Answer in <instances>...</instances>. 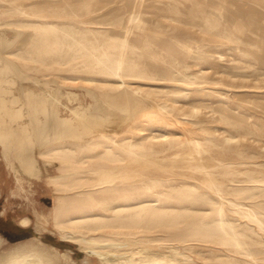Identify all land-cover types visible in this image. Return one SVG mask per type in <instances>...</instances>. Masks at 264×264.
<instances>
[{"label":"rangeland","instance_id":"rangeland-1","mask_svg":"<svg viewBox=\"0 0 264 264\" xmlns=\"http://www.w3.org/2000/svg\"><path fill=\"white\" fill-rule=\"evenodd\" d=\"M0 11V35L5 37L0 55L18 66L13 68L0 57L3 88L18 94L21 101L25 97L20 87L47 96L57 89L58 113L69 115L71 107L76 108L74 129L115 134L118 141L109 148L98 146L84 161L65 153L48 156L47 162L35 147L38 175L19 169L22 189L0 146V261L26 251L30 242L39 239L59 252L61 258L49 256V264H63L65 252L69 264H103L97 255H87L77 242L60 235L55 220L65 210H53L61 195L62 201L71 203L92 195L90 190L97 191L92 195L96 201L79 200L80 210L67 211L76 217L110 213L102 209L104 199L120 193H140L141 198L151 199L153 190L170 192L168 183L207 190L213 177L234 186L250 185L236 179L245 178L251 170L264 174V0H0ZM136 14L133 22L131 17ZM42 31L48 38L45 53L40 55L36 54L42 48L37 35ZM123 37L135 45L124 51L137 62L140 74L124 76V86L112 89L107 83L120 80L93 68L96 58L88 52L94 48L97 56L107 51L115 58ZM92 95L98 98L101 112L111 113L109 119L101 121L98 115L90 122L79 108L92 103ZM17 103L14 114L19 109V114L29 113L26 101ZM4 120L0 115V124ZM152 136L154 146L162 150L143 156L138 142ZM10 161L19 168L13 158ZM232 169L236 173L229 174ZM59 174L62 177L54 179ZM228 176L235 180L229 182ZM191 216L146 233L165 236L161 239L142 242L137 240L139 234L130 235L132 243L118 248L117 254L136 251L144 244L150 252L170 254L171 246H177L191 264H219L221 246L213 241L190 238L177 242L169 237L185 229ZM23 217L26 225L20 222ZM108 217L101 220L96 215L80 228L101 226L106 219L107 225L96 233L134 232ZM258 246L264 248V244ZM245 259L240 264H255ZM258 264H264V259Z\"/></svg>","mask_w":264,"mask_h":264},{"label":"bare ground","instance_id":"bare-ground-1","mask_svg":"<svg viewBox=\"0 0 264 264\" xmlns=\"http://www.w3.org/2000/svg\"><path fill=\"white\" fill-rule=\"evenodd\" d=\"M6 11H8V9L5 10L4 13ZM137 15L138 14L131 17L133 22L138 18ZM52 27L54 29L58 28L53 25ZM55 34V30H53L55 41L60 43ZM4 38L3 35H0V43ZM37 38L38 41L42 43V48L37 49L36 54L41 55L45 53V40L48 38V34L46 31H42L37 35ZM129 42L127 38L120 40L118 44L120 49L115 58H111L107 51H103L100 53L101 56H97L94 48L88 52L96 58L93 61V68L99 69L120 80V82L115 81L107 83L112 89L120 88V86L124 84V76L136 77L140 74L136 65L137 62H135L131 55H126L124 51L132 44ZM132 46L135 45L132 44ZM58 50H60L59 46L55 47L56 53L59 52ZM131 52L133 51L131 50ZM0 57L9 60V65H13V68H18L15 62L10 60V58L5 55H0ZM5 59L3 62L6 61ZM8 62L6 61V63ZM6 66H8V64ZM0 71L2 72V70ZM159 71L161 72L160 69ZM18 72L22 76L25 75L20 69H18ZM51 80L52 79H50V82ZM45 82H48L47 79L44 83ZM3 86L2 79H0V115L5 116L4 122L0 124V146L7 166L15 172L16 182L18 186H20L19 189L23 187V177L20 174L21 170L31 175H38L39 166L38 157L34 152L36 149L35 147L38 149L37 155L47 162L49 161L48 156H64L65 153L69 156H78L79 161H84L86 157L91 156L90 153L98 146L109 148L118 142L116 138H114L115 134L108 135L103 132L104 134L101 133L96 135L95 133L94 135V130L91 131L85 128L86 131H81L74 129V119L77 118L76 108L73 109V107H71V114L69 115H60L57 108V104L60 103V95H58L59 90L57 91V89L54 93H48L47 91L49 94V96H47L44 94L45 92H37L30 87H20L22 90L20 94L25 97L22 101L24 100L28 103L27 105H30V111H28L29 113L23 111L25 114H23V112L19 114V109L17 113L14 114L13 110L17 109L15 107H19V105H15V103H19V101L22 102L19 100L21 98L18 94L16 95V93L13 94L14 96L11 95L7 90L9 88L6 89L5 87L3 88ZM86 90L87 92L91 91L90 89ZM138 90L139 88L137 87L134 92ZM70 93L71 92H66L65 95L68 97ZM8 94L12 97H8ZM92 97V103L86 106H78L84 110V115L88 117L90 122V118L98 115H100L98 117H101V121L102 118H108V115L111 113L106 110L101 112L103 109L98 105V98L95 95H92ZM23 106L26 107V104ZM73 113H76V116ZM25 116H27L28 119L26 118L27 120L23 121ZM82 118L87 120L85 117ZM90 124L92 125V123ZM83 126L85 127V125ZM82 130H84V128ZM90 132H92V134ZM83 133L85 135L91 134L89 135L90 137L88 136L89 139H82L85 136ZM164 136L166 135H163V137ZM226 138L232 137L228 136ZM141 139L144 140L138 142V150H140L139 152L142 153L143 156L149 157V155L155 151L162 150V148L159 149V147L154 146L153 136L146 139L141 137ZM160 144L164 143L161 142ZM10 158H13L15 162L18 163L19 168L13 167ZM233 173H236L234 169L229 172V174ZM61 177L62 175L59 174L56 175L54 179L58 180ZM152 178L154 177H151V179ZM227 179L229 182L235 180L233 177L229 176ZM236 180L249 182L251 184L233 186V184L230 183L225 184L222 181H217L215 177L211 178L210 188L207 190L199 189L192 184L177 185L168 183L166 186L170 189V192L153 190L155 195L154 198H141L140 193H120L118 197L104 199L102 209L108 210L110 213H84L76 217H70L71 215L67 214V211L73 210L74 207L78 208L80 205L79 200L86 201V203L88 201H96V198L92 195L97 191L90 190L88 194L90 193L92 195L80 198L76 202L72 201L71 203L62 201L63 195H61L57 199L53 212L56 213V210L64 209L65 214L57 218L55 224L62 237L77 242L79 247H81L87 255H97L100 261H103V264H191V260L182 252L180 253V249L178 250L177 246H171L172 250H170V254L150 252L146 244L139 247L136 251L130 250L123 255L117 254L118 248L128 247L132 243L130 235L135 233L139 234V239L137 240L142 242H151L161 239L165 236H149L146 233L152 232L156 227L179 224L186 215L191 214V219L185 224V229H180L179 232H174L172 234L170 233L169 237L176 239L175 241L177 242L190 238L213 241V243L218 244V247L221 246V251L218 253L219 256H217L219 264H240L241 262H247L245 258L258 264L260 260L264 259V256L261 255L264 253V248L258 246L260 243L264 244V237H262V234H264V174H259L256 170H251L249 173L247 172L245 178ZM157 181L163 184L160 179ZM111 189L114 191L119 190L113 186H111ZM22 191L24 192V190ZM78 210H80V208H78ZM96 215L101 216V220L104 219V216L112 217L113 220L118 221V226L132 227L134 228V232L120 231L111 234L108 232L96 233L95 230L97 228H102L107 225L109 221L106 219L101 226L86 227V231L80 228L81 223L85 221L89 222V220H92ZM22 221L25 222V219L23 218ZM119 235H122V237H119ZM23 252L3 258L0 264H49V256L60 257L56 248L47 245L39 239H37L36 242H30L28 249L24 253ZM67 255L66 252L61 255L64 257L63 264H69Z\"/></svg>","mask_w":264,"mask_h":264},{"label":"crops","instance_id":"crops-1","mask_svg":"<svg viewBox=\"0 0 264 264\" xmlns=\"http://www.w3.org/2000/svg\"><path fill=\"white\" fill-rule=\"evenodd\" d=\"M23 218H25V217H23ZM23 218H22V219H23ZM22 219H21L20 222H21L22 224H25V222H23ZM25 225H26V224H25ZM0 238H1V237H0ZM1 242H2V238H1ZM0 244H1V243H0Z\"/></svg>","mask_w":264,"mask_h":264}]
</instances>
